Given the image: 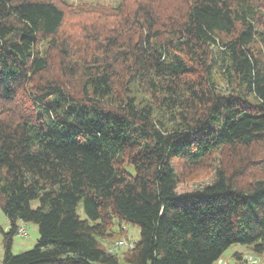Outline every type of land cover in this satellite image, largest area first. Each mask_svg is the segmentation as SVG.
<instances>
[{
	"label": "trees",
	"instance_id": "1",
	"mask_svg": "<svg viewBox=\"0 0 264 264\" xmlns=\"http://www.w3.org/2000/svg\"><path fill=\"white\" fill-rule=\"evenodd\" d=\"M0 208V264L263 257L264 0H0Z\"/></svg>",
	"mask_w": 264,
	"mask_h": 264
},
{
	"label": "rangeland",
	"instance_id": "2",
	"mask_svg": "<svg viewBox=\"0 0 264 264\" xmlns=\"http://www.w3.org/2000/svg\"><path fill=\"white\" fill-rule=\"evenodd\" d=\"M70 3H80V2H86L89 4H94V3H101V4H106L109 6H114L116 5L120 0H68ZM201 176L196 179L194 182H183L182 184H179L177 191L182 192V191H187V190H192L198 186L204 185L208 183L211 179L209 174H200ZM0 228L3 229L4 231L7 230L8 228V221L6 219V216L2 212L0 208ZM24 229L25 233L24 235H19L16 234L13 237L12 241V247L11 251L13 254H18L22 251L28 250L32 248L36 240L38 239V231L37 227L33 223H26L24 224ZM127 230V238L130 239L131 241H135L138 239V234H139V229L136 225L133 224H127L126 228ZM2 235L0 234V257L2 255L3 249H2ZM124 242V240H122ZM117 242V241H116ZM116 242L112 243L110 247L112 249H123L127 242L125 241L123 245L116 246ZM243 248L240 245H232L229 248H227L221 257L216 261L215 264H244V263H238L234 260L232 257V253L234 251H241ZM253 256V255H252ZM257 264H264V256L263 257H256Z\"/></svg>",
	"mask_w": 264,
	"mask_h": 264
},
{
	"label": "built area",
	"instance_id": "3",
	"mask_svg": "<svg viewBox=\"0 0 264 264\" xmlns=\"http://www.w3.org/2000/svg\"><path fill=\"white\" fill-rule=\"evenodd\" d=\"M25 233V230L23 227H20L18 229V234L19 235H24ZM124 242L123 241H117L116 242V246H119V245H123ZM245 264H257V260H256V257L252 256V255H246L245 256Z\"/></svg>",
	"mask_w": 264,
	"mask_h": 264
}]
</instances>
